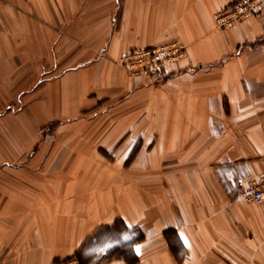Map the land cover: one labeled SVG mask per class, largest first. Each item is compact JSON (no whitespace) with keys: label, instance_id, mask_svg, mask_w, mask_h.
<instances>
[{"label":"crops","instance_id":"crops-1","mask_svg":"<svg viewBox=\"0 0 264 264\" xmlns=\"http://www.w3.org/2000/svg\"><path fill=\"white\" fill-rule=\"evenodd\" d=\"M234 1L0 0V264H264V8L218 28Z\"/></svg>","mask_w":264,"mask_h":264},{"label":"built area","instance_id":"built-area-1","mask_svg":"<svg viewBox=\"0 0 264 264\" xmlns=\"http://www.w3.org/2000/svg\"><path fill=\"white\" fill-rule=\"evenodd\" d=\"M263 8L264 0H235L216 14V26L221 29L229 28L247 18L260 16ZM185 54L186 47L178 41H173L128 51L123 54L119 63L129 75L155 78L166 63L182 59ZM240 197L249 202H262L264 200V173L259 178L250 180L242 189ZM53 264L78 263L75 259L69 258Z\"/></svg>","mask_w":264,"mask_h":264},{"label":"rangeland","instance_id":"rangeland-1","mask_svg":"<svg viewBox=\"0 0 264 264\" xmlns=\"http://www.w3.org/2000/svg\"><path fill=\"white\" fill-rule=\"evenodd\" d=\"M69 258H72V259H75L77 261V263L79 264V260L77 259V257H69ZM69 258H66V259H69Z\"/></svg>","mask_w":264,"mask_h":264},{"label":"bare ground","instance_id":"bare-ground-1","mask_svg":"<svg viewBox=\"0 0 264 264\" xmlns=\"http://www.w3.org/2000/svg\"><path fill=\"white\" fill-rule=\"evenodd\" d=\"M244 21V20H243ZM242 22V21H241ZM216 23V22H215ZM239 23V22H238ZM237 24V23H236Z\"/></svg>","mask_w":264,"mask_h":264}]
</instances>
